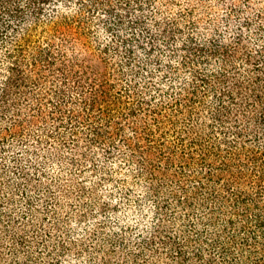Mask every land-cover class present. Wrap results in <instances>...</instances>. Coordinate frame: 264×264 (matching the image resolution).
I'll return each mask as SVG.
<instances>
[{
  "label": "trees",
  "instance_id": "1",
  "mask_svg": "<svg viewBox=\"0 0 264 264\" xmlns=\"http://www.w3.org/2000/svg\"><path fill=\"white\" fill-rule=\"evenodd\" d=\"M74 251L264 264V0H0V264Z\"/></svg>",
  "mask_w": 264,
  "mask_h": 264
},
{
  "label": "rangeland",
  "instance_id": "2",
  "mask_svg": "<svg viewBox=\"0 0 264 264\" xmlns=\"http://www.w3.org/2000/svg\"><path fill=\"white\" fill-rule=\"evenodd\" d=\"M19 203H22L20 198H19ZM66 213L67 212L64 211V214H66ZM72 225H73V223L71 222V228H72ZM68 226H69V223H68ZM91 226H90V228H91ZM81 233H82V231L79 232L76 229V227L74 226L73 232H72L73 236H78V235L81 236ZM73 238H78V237H73ZM74 252L75 253L72 254V256H74L73 260L69 259L70 257H67V256L62 258L64 264H95V263H93L94 261H92L88 252H84L83 254H77V251H74ZM75 254H77V255H75Z\"/></svg>",
  "mask_w": 264,
  "mask_h": 264
}]
</instances>
